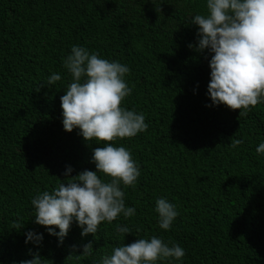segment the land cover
Segmentation results:
<instances>
[{
	"label": "trees",
	"instance_id": "16d2710c",
	"mask_svg": "<svg viewBox=\"0 0 264 264\" xmlns=\"http://www.w3.org/2000/svg\"><path fill=\"white\" fill-rule=\"evenodd\" d=\"M206 3L0 0V264H20L36 251L42 264H100L115 247L153 235L186 253L157 264H264V154L256 152L264 102L246 116L212 104L211 53L189 47L198 43L191 19L207 14ZM73 45L131 69L132 92L121 106L143 113L148 128L112 142L139 165L135 186L120 185L136 214L101 222L95 237H82L74 221L61 243L35 223L31 200L66 183L69 166L72 176L96 171L93 150L104 146L63 127L60 97L72 82L63 59ZM52 73L61 80L48 86ZM233 139L244 143L232 148ZM161 197L178 212L169 230L155 211ZM118 225L132 233H118ZM30 230L43 234L40 245L25 243ZM89 241L93 252L84 256Z\"/></svg>",
	"mask_w": 264,
	"mask_h": 264
},
{
	"label": "clouds",
	"instance_id": "9594fccd",
	"mask_svg": "<svg viewBox=\"0 0 264 264\" xmlns=\"http://www.w3.org/2000/svg\"><path fill=\"white\" fill-rule=\"evenodd\" d=\"M207 14H197L191 23L198 25L196 51L211 53L208 95L213 105L224 104L231 110L239 109V116H246L252 108L264 102V0H207ZM63 66L70 73L72 82L60 97L63 127L71 132L80 129L86 141L104 142L93 150L92 161L96 171L83 170L70 175L53 191L39 192L32 198L35 223L45 226L60 242L67 236L75 221L82 229L81 236L95 234L101 222L112 223L121 214L125 218L136 214L134 207L125 204V186H135L140 176L139 165L130 150L114 146L118 138H132L145 132L148 124L143 113L122 107V101L131 94L125 80L131 69L118 61L101 58L83 46L73 45L71 53L63 59ZM61 80L59 73H52L45 84ZM244 141L233 139L232 148ZM264 154V142L256 148ZM98 173L110 177L105 181ZM159 227L169 230L178 216L176 206L166 198L156 200ZM23 225L14 223V228ZM59 228L56 232L55 227ZM121 234L132 233L127 226H117ZM139 231V230H137ZM27 239L36 245L43 240L42 233L28 231ZM31 251V250H30ZM93 243L82 246L80 254L91 256ZM33 258L20 264H42L39 251ZM185 250L173 243L169 246L162 238H138L130 244L115 247L111 255H104L100 264H157V261L174 258L181 260Z\"/></svg>",
	"mask_w": 264,
	"mask_h": 264
}]
</instances>
